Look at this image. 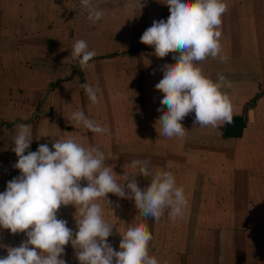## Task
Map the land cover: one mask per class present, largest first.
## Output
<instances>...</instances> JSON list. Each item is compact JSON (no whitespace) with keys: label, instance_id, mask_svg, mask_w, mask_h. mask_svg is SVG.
<instances>
[{"label":"crops","instance_id":"obj_1","mask_svg":"<svg viewBox=\"0 0 264 264\" xmlns=\"http://www.w3.org/2000/svg\"><path fill=\"white\" fill-rule=\"evenodd\" d=\"M164 2L94 0L104 16L92 23L80 0H0V192L20 175L14 167L13 137L19 124H28L33 137L28 151L40 144L51 149L57 140L72 137L84 147L99 146L118 182L137 171L133 160L147 159L153 174L169 170L177 186L184 187L189 208L183 219H172L167 211L159 222L146 219L138 216L134 200L111 193L109 204L98 200L105 221L114 224L108 237L114 250H119V232L130 223L145 222L153 236L149 254L160 264H264V94L243 117L245 104L264 87V0H227L221 43L229 60L209 57L199 63L213 81L218 74L231 81L223 91L233 104L232 123L200 127L192 112L181 121L186 135L171 139L157 130L166 106L160 105L163 93L155 85L163 78V66L175 63L177 54L158 58L152 46L140 42L154 20H167ZM157 4L161 13L153 14ZM27 6L43 16L25 18ZM80 39L98 57L83 70L70 55ZM112 53L117 54L106 57ZM38 69L50 73L43 80ZM85 82L99 89L98 104L80 87ZM28 101L27 114L19 115ZM77 110L106 133L69 123ZM7 115L18 123L4 120ZM136 178L143 187L151 179L142 174ZM75 216L79 218L74 205L61 206L57 213L74 231ZM26 239L25 233L0 229V257ZM63 259L79 264L71 244Z\"/></svg>","mask_w":264,"mask_h":264},{"label":"clouds","instance_id":"obj_2","mask_svg":"<svg viewBox=\"0 0 264 264\" xmlns=\"http://www.w3.org/2000/svg\"><path fill=\"white\" fill-rule=\"evenodd\" d=\"M80 3L92 23L103 18L104 12L94 0ZM164 3L169 6L167 20H154L140 37V42L154 48L158 58L177 54L175 63L163 66V78L155 85L163 93L160 105L166 106V110L157 109L163 110L158 119L159 134L169 139L183 138L186 129L181 121L192 112L194 124L200 127L218 128L232 123L233 104L223 91L231 87V81L223 74L213 81L199 66L209 57L221 63L229 60L221 43L222 17L229 8L227 0ZM70 55L83 70L89 67L96 52L90 51L87 42L80 39L73 44ZM80 87L93 104L99 103V89L86 82ZM67 120L93 133L107 131L81 110L73 111ZM32 138L31 126L19 124L12 151L18 157L14 167L20 170V175L9 180L5 191L0 192V229H8L12 234L25 233L27 239L18 247H9L7 256L0 257V264H67L63 255L68 244L75 249L79 264H160L156 256L149 254L153 236L145 222L130 223L123 233L119 232L122 236L119 250H114L108 241L114 224L105 221L97 201L103 198L109 204L111 193L134 200L138 216L146 219L159 222L166 211L172 219H183L189 200L171 171L153 174L147 159H135L131 167L137 171L125 174L123 182H118L113 166L105 163V154L99 146L84 147L68 137L52 143L51 149L40 144L36 151H28ZM137 174L151 177L147 187L140 185ZM82 181H87L86 186ZM68 205H74L79 213V218L75 216L76 231L67 226L66 220L57 218L61 206Z\"/></svg>","mask_w":264,"mask_h":264},{"label":"rangeland","instance_id":"obj_3","mask_svg":"<svg viewBox=\"0 0 264 264\" xmlns=\"http://www.w3.org/2000/svg\"><path fill=\"white\" fill-rule=\"evenodd\" d=\"M44 6H47L48 8H53L54 6H50V5H44ZM42 9H43V7H42ZM31 11V12H30ZM153 14H155V12H157V13H161V7H160V5L159 4H157L156 6H154L153 7ZM43 12H45V14H44V16H46L47 14H46V10H43ZM41 17V16H43V15H39V14H37V10L35 9H33V7L32 6H27L25 9H24V17L25 18H28V19H30L31 17H33V18H38V17ZM245 30H246V28H244ZM50 73V69H47L46 70V72H45V70H37L36 71V75L37 76H39L41 79H43L44 80V77L47 75V74H49ZM261 90H264V87H260L259 88V91H261ZM254 97V96H253ZM251 101V100H250ZM249 101V102H250ZM31 103H30V101H28L27 102V104H25V106H23V108H21V111L19 112V115L21 114V115H26L27 114V111H28V109H26V108H28L29 107V105H30ZM4 120L6 119V120H8V121H11V124H13V122H15V123H18V121H17V119H15L14 117H12L11 115H7L5 118H3ZM151 170V169H150ZM151 172L153 173V170H151ZM149 182H150V180H149Z\"/></svg>","mask_w":264,"mask_h":264},{"label":"water","instance_id":"obj_4","mask_svg":"<svg viewBox=\"0 0 264 264\" xmlns=\"http://www.w3.org/2000/svg\"><path fill=\"white\" fill-rule=\"evenodd\" d=\"M262 94H264V90H261V91L257 92V93L254 95V97L252 98V100H251L250 102H247V103L245 104V106H244V111H243V117H244V120L247 119V112H248V109H249L250 107H252V106L255 104V101H256L257 97L260 96V95H262Z\"/></svg>","mask_w":264,"mask_h":264},{"label":"trees","instance_id":"obj_5","mask_svg":"<svg viewBox=\"0 0 264 264\" xmlns=\"http://www.w3.org/2000/svg\"><path fill=\"white\" fill-rule=\"evenodd\" d=\"M132 51H135V50H132ZM116 54H117V53H112V54H110V55H107L106 57L114 56V55H116ZM94 58H98V57H93L92 59H94ZM78 68H79V67L76 66L75 68L72 69V72L74 73ZM59 81H61V80H59Z\"/></svg>","mask_w":264,"mask_h":264}]
</instances>
